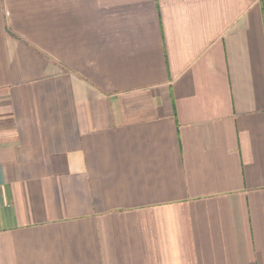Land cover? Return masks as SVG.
I'll list each match as a JSON object with an SVG mask.
<instances>
[{
	"label": "crops",
	"instance_id": "1",
	"mask_svg": "<svg viewBox=\"0 0 264 264\" xmlns=\"http://www.w3.org/2000/svg\"><path fill=\"white\" fill-rule=\"evenodd\" d=\"M0 264H264V0H0Z\"/></svg>",
	"mask_w": 264,
	"mask_h": 264
}]
</instances>
